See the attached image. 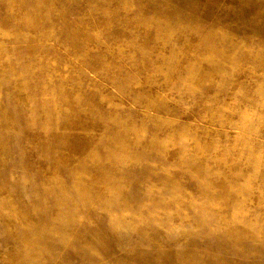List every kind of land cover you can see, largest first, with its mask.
Listing matches in <instances>:
<instances>
[{"label":"rangeland","instance_id":"374dc122","mask_svg":"<svg viewBox=\"0 0 264 264\" xmlns=\"http://www.w3.org/2000/svg\"><path fill=\"white\" fill-rule=\"evenodd\" d=\"M0 264H264V0H0Z\"/></svg>","mask_w":264,"mask_h":264}]
</instances>
